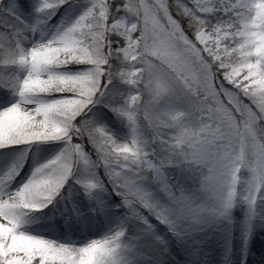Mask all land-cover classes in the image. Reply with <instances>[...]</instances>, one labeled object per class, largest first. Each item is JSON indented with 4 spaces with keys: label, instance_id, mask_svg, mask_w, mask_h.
Returning a JSON list of instances; mask_svg holds the SVG:
<instances>
[{
    "label": "snow or ice",
    "instance_id": "6c2138e0",
    "mask_svg": "<svg viewBox=\"0 0 264 264\" xmlns=\"http://www.w3.org/2000/svg\"><path fill=\"white\" fill-rule=\"evenodd\" d=\"M66 3L40 0L36 11L50 18ZM83 3L71 26L25 48L4 22L23 25L15 0H0V70H26L21 81L0 72V87L20 98L0 110V148L65 145L19 191L0 196V264H125L124 227L80 247L20 230L24 210L46 207L74 167L89 164L86 148L129 222L147 224L142 208L176 235L206 214L225 216L238 199L251 208L264 197V0ZM101 103L127 121L129 142L83 121ZM173 166L198 174L204 203L167 182L163 169Z\"/></svg>",
    "mask_w": 264,
    "mask_h": 264
},
{
    "label": "rangeland",
    "instance_id": "374dc122",
    "mask_svg": "<svg viewBox=\"0 0 264 264\" xmlns=\"http://www.w3.org/2000/svg\"><path fill=\"white\" fill-rule=\"evenodd\" d=\"M40 0H15V7L11 11L19 13L23 20V25L12 20L10 17L4 18V22L12 25L16 30L14 35L18 38L25 48H30L36 43H43L50 40L56 35L58 30L67 28L86 10L87 5H82L78 8L65 7V11H57L55 15L48 18L36 11L39 7ZM83 70V69H80ZM76 70H73V74ZM10 80L21 81L26 75V70L22 68H9L7 70H0ZM52 97H48L51 99ZM19 96L14 90L0 87V110L10 107L19 102ZM92 106L90 107V109ZM89 109V110H90ZM87 110L86 112H88ZM98 111V109H97ZM100 114L102 110L99 109ZM86 114V113H85ZM84 116V115H83ZM83 119V117H82ZM140 135L145 141L150 139V133L143 127L141 121ZM96 127H102L120 143L129 142L133 137L131 127L127 121L121 117L117 118L115 123L110 125L102 121ZM65 145L60 142H36L32 145L8 146L0 152V179L15 170L16 174L11 180L0 184V196L7 198V196L19 191L31 178L36 168L53 160L59 155ZM1 150V149H0ZM154 152L157 156L160 155L158 150L153 146ZM88 165H77L63 188L57 196L39 211L24 210L21 224V231L25 234L36 236L38 238L54 241L58 244H69L72 246H84L91 240L102 239L105 236L112 234L120 227L126 228L131 223L137 224L142 229L147 237L155 244L167 250L169 247L179 248L180 246L188 251L194 250L195 247L201 248L208 236L217 235L220 229L217 226L225 220H230V211L227 212L226 217L216 215L215 213L206 214L201 218L199 224L186 228L178 238L173 239L169 229L158 223L151 217L144 209H138L139 213L145 217L147 224L139 222H129L127 217V210L121 205L120 197L113 191L112 186L108 181L106 171L102 167L96 166V156L94 152H89ZM164 176L167 182L177 188V183L183 179H192L193 187L192 200L197 204L206 201L205 195L200 190V182L198 174L190 173L185 169L178 167H167L163 169ZM172 175V176H171ZM186 177V178H185ZM93 182L97 183L99 187L93 190L90 194L86 193L83 188V183ZM149 190H154L153 185H146ZM182 191V189L177 188ZM183 192V191H182ZM260 208L264 210V197L259 201ZM246 203L237 200L233 207H244ZM113 213L111 220L114 225H108L107 212ZM72 213H81L83 220L92 227L93 231L88 235L87 239H79L76 236L83 232L82 221H76L70 216ZM213 219V225H208V221ZM39 220H45L43 224H37ZM216 224V225H214ZM149 225L151 227H149ZM42 229L44 232L36 231ZM74 234V237H70ZM125 252L123 253V260L125 264H135L133 261L134 254L128 244L126 235L124 238ZM208 246V245H207ZM164 260H153L151 264H163Z\"/></svg>",
    "mask_w": 264,
    "mask_h": 264
},
{
    "label": "bare ground",
    "instance_id": "6f19581e",
    "mask_svg": "<svg viewBox=\"0 0 264 264\" xmlns=\"http://www.w3.org/2000/svg\"><path fill=\"white\" fill-rule=\"evenodd\" d=\"M0 149V152L4 151V148ZM191 188L193 191V187ZM260 200L261 197L258 196L255 205L251 208L247 204L240 208L232 207L229 210L230 220L217 225L220 233L208 236L206 243L200 249L195 247L192 251L181 246L164 250L150 240L137 224L131 223L126 238L130 243L128 246L133 250V261L135 264H151V261L160 259L164 260L163 264H264V210L260 208ZM70 213L69 217H73L76 221L84 219V214ZM106 215L109 218L108 225H114L115 222L111 218L115 214L108 211ZM43 223L45 220H39L37 224ZM212 223L213 219L208 221V225H213ZM82 226L83 232L76 237L83 240L87 239L93 229L84 220ZM36 231L44 232L42 229ZM170 234L173 239L179 237L173 232ZM74 236L70 234V237Z\"/></svg>",
    "mask_w": 264,
    "mask_h": 264
},
{
    "label": "trees",
    "instance_id": "16d2710c",
    "mask_svg": "<svg viewBox=\"0 0 264 264\" xmlns=\"http://www.w3.org/2000/svg\"><path fill=\"white\" fill-rule=\"evenodd\" d=\"M25 1H30V0H25ZM81 3H83V0H81L80 3H76V4H73L72 0H68V3H66L58 11H65L64 8L67 6L78 8L82 5ZM119 88L124 94H128V90L125 88V86L119 85ZM99 109L102 110V114H100ZM117 118L119 117L115 113H113L112 111H109L108 108L104 107V105L101 103V104H96L92 106V108L88 112H86V114H84L83 121L91 122L94 126L98 125L102 121H105L106 123H109L110 125H112L113 123H115ZM192 183H193L192 179H189V180L183 179L181 180V182H179V184H177V188L182 189L183 193L190 198V193L192 192V188H191Z\"/></svg>",
    "mask_w": 264,
    "mask_h": 264
}]
</instances>
